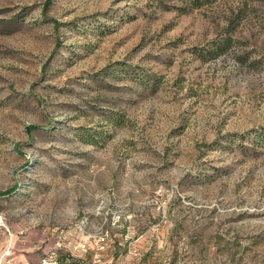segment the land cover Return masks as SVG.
<instances>
[{"label":"rangeland","instance_id":"obj_1","mask_svg":"<svg viewBox=\"0 0 264 264\" xmlns=\"http://www.w3.org/2000/svg\"><path fill=\"white\" fill-rule=\"evenodd\" d=\"M59 236L264 264V0H0V262Z\"/></svg>","mask_w":264,"mask_h":264},{"label":"built area","instance_id":"obj_2","mask_svg":"<svg viewBox=\"0 0 264 264\" xmlns=\"http://www.w3.org/2000/svg\"><path fill=\"white\" fill-rule=\"evenodd\" d=\"M85 227L86 222L84 221L80 224L79 229L83 230V228ZM92 239L95 240V245L99 248V251H101L107 242L108 232L105 231L102 232L100 235L91 237L90 241ZM88 248H90V243L88 242H84L83 240L73 241L64 236H59L38 264H64L65 260H68L70 257H75L77 254L78 257H81L80 253L86 251ZM9 257V253L5 254L0 264H14ZM101 262V256L100 254H97L95 256V259L93 260V264H100ZM22 264L30 263L23 262Z\"/></svg>","mask_w":264,"mask_h":264},{"label":"trees","instance_id":"obj_3","mask_svg":"<svg viewBox=\"0 0 264 264\" xmlns=\"http://www.w3.org/2000/svg\"><path fill=\"white\" fill-rule=\"evenodd\" d=\"M199 0H196V2L198 3ZM232 45V39L229 37L225 40V43H223L222 45H218L217 48L215 49V54L220 55L221 53H224L225 51H228L230 49ZM35 129H39V127L37 126H29L28 127V131L32 132ZM17 186L15 188H13L10 191H7V194H11L16 190Z\"/></svg>","mask_w":264,"mask_h":264}]
</instances>
